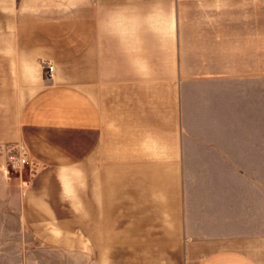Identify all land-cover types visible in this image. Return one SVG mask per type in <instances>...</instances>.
<instances>
[{"label": "crops", "instance_id": "1", "mask_svg": "<svg viewBox=\"0 0 264 264\" xmlns=\"http://www.w3.org/2000/svg\"><path fill=\"white\" fill-rule=\"evenodd\" d=\"M0 207L89 264H264V0H0Z\"/></svg>", "mask_w": 264, "mask_h": 264}, {"label": "rangeland", "instance_id": "2", "mask_svg": "<svg viewBox=\"0 0 264 264\" xmlns=\"http://www.w3.org/2000/svg\"><path fill=\"white\" fill-rule=\"evenodd\" d=\"M14 151V150H13ZM11 151H8L7 155ZM0 264H89L82 247L41 242L20 227L15 214L0 207ZM7 213V214H6Z\"/></svg>", "mask_w": 264, "mask_h": 264}, {"label": "built area", "instance_id": "3", "mask_svg": "<svg viewBox=\"0 0 264 264\" xmlns=\"http://www.w3.org/2000/svg\"><path fill=\"white\" fill-rule=\"evenodd\" d=\"M53 70L52 66L48 67ZM14 150V151H13ZM7 155L5 163L2 165V170L7 176L26 174L30 171L32 161L29 160L27 151L22 146H17Z\"/></svg>", "mask_w": 264, "mask_h": 264}]
</instances>
